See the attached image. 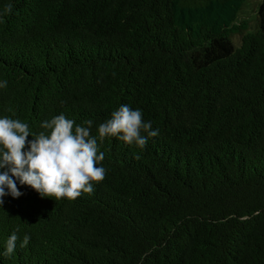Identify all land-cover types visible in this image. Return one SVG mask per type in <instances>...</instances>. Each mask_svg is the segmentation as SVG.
Returning <instances> with one entry per match:
<instances>
[{
    "label": "trees",
    "instance_id": "trees-1",
    "mask_svg": "<svg viewBox=\"0 0 264 264\" xmlns=\"http://www.w3.org/2000/svg\"><path fill=\"white\" fill-rule=\"evenodd\" d=\"M243 2L0 0V117L96 136L128 105L159 130L143 149L98 138L106 176L75 200L17 181L0 264H264V0L235 47Z\"/></svg>",
    "mask_w": 264,
    "mask_h": 264
},
{
    "label": "clouds",
    "instance_id": "clouds-1",
    "mask_svg": "<svg viewBox=\"0 0 264 264\" xmlns=\"http://www.w3.org/2000/svg\"><path fill=\"white\" fill-rule=\"evenodd\" d=\"M6 11L11 13L12 5ZM6 86L7 81L0 82V88ZM92 125L91 119L77 124L61 113L44 120L40 125L43 130L34 132L20 119L0 117V169L4 170L0 172V206L5 196L16 199L23 195L17 181L41 198L75 200L82 193H92V182L106 176V169L97 166L105 158V153L99 151L98 138L115 137L143 149L149 138L159 133L152 129L151 121H144L140 109L128 105L113 110L99 124L96 136L92 135ZM17 240L15 232L7 238L5 256L15 252ZM29 241L30 236L25 235L20 247H26Z\"/></svg>",
    "mask_w": 264,
    "mask_h": 264
},
{
    "label": "rangeland",
    "instance_id": "rangeland-1",
    "mask_svg": "<svg viewBox=\"0 0 264 264\" xmlns=\"http://www.w3.org/2000/svg\"><path fill=\"white\" fill-rule=\"evenodd\" d=\"M262 0H244L238 12L236 22L229 29V38L235 47L241 42V37L255 30L256 26V7Z\"/></svg>",
    "mask_w": 264,
    "mask_h": 264
}]
</instances>
